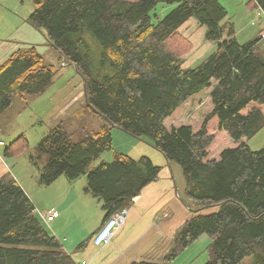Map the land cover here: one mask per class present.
I'll use <instances>...</instances> for the list:
<instances>
[{"label":"trees","instance_id":"trees-1","mask_svg":"<svg viewBox=\"0 0 264 264\" xmlns=\"http://www.w3.org/2000/svg\"><path fill=\"white\" fill-rule=\"evenodd\" d=\"M31 1L27 22L77 68L86 108L105 121L78 140L63 125L52 129L31 156L39 183L85 176L86 192L107 218L130 208L159 181L162 168L123 154L95 164L112 150L117 128L179 165L195 205L163 262L130 264H167L203 235L212 241L208 264H242L252 255L264 264V150L248 145L264 126L263 37L238 43L219 0ZM160 4L176 6L154 22L151 13ZM249 5L264 14V0ZM191 20L218 46L196 68L185 66L193 45L182 29ZM87 33L98 42V57ZM57 73L37 45L19 49L0 67V114L17 97L27 103L43 94ZM213 207L218 210L204 212ZM42 215L15 178L0 179V264H77Z\"/></svg>","mask_w":264,"mask_h":264},{"label":"rangeland","instance_id":"rangeland-1","mask_svg":"<svg viewBox=\"0 0 264 264\" xmlns=\"http://www.w3.org/2000/svg\"><path fill=\"white\" fill-rule=\"evenodd\" d=\"M250 1L219 0L228 12V19L234 25L236 40L240 44H247L259 37H263L262 42L264 41V14L258 9L254 10L251 8L249 5ZM175 6L167 4L157 6L151 13L153 21L158 22L163 20L174 10ZM33 11L34 5L31 0H0V39L10 40L13 43L22 45H28L27 42L29 41L27 40L37 42L39 45H43L44 39L47 42L43 31L26 24L27 19ZM26 30L31 31V33L33 31L34 33H32L29 39H26ZM182 34L190 41H193L192 50L194 52L186 58L188 63L192 61L191 68H196L203 61L218 52L217 44L206 39L205 27L193 22L182 30ZM87 35L91 39L96 54L98 52V42L90 33H87ZM60 58V52L53 47L45 56V64L55 67L58 73L54 84L40 95V100H35L27 105L21 97H17L14 104L0 114V129L2 131L0 132V138L7 144L5 149L9 148L10 150V154H6L3 151V159H5L8 168L1 160L0 167L7 172L6 177H15L16 172H18L23 182L24 190H26V193L33 201L39 214H46L54 208L59 214L63 215L62 210L65 207L63 204L69 198L67 204L71 208L67 214L73 215L70 220L74 222L77 215H80L83 211V204L79 198V194L82 195V200H86V198L92 196L86 192L87 185L69 188L70 182L66 178V182L59 180L51 185L40 184L38 181L40 172L32 162L31 156L36 154L38 144L49 134L50 130L59 125H63L68 132L74 134L75 140H78L87 133L92 135L100 131L105 121L101 116L86 108L85 81L83 76L74 65L65 63ZM116 131H119V129ZM120 135L122 136L117 137L113 142L112 150L105 153L95 164H98L100 161L113 162L117 154H123L135 159L147 157L156 166L161 168L169 166L167 171L172 172V175L169 176L168 181H171L172 184L169 186V189L164 191L166 194L162 197L163 207L160 210L163 217H158V219L168 223L169 213L172 214L173 211L171 199L174 195L181 204V218H185V221L187 218H190L194 214L191 210H195V205L186 197L187 183L181 167L175 163H172L171 167L164 155L152 147L146 140H137L123 131ZM248 145L253 151L264 150V126L248 140ZM42 164H44V159L41 160ZM160 180L161 177L156 183L160 184ZM162 190L159 189L157 191ZM167 193H170L172 196L167 195ZM93 199L84 208V210H92L91 217L96 215L100 210L103 212L102 203L95 197ZM97 203H101L98 210ZM217 210L218 208L213 207L204 210V212L208 214ZM104 213L106 212L104 211ZM57 225L58 230L56 232L51 227H48V225L46 228L64 244L71 237L74 227H69L67 222L63 223V221H58ZM179 230L180 228L177 232ZM175 235L174 233L172 239L165 238L160 240L161 242L146 256L149 259L148 261L163 262L164 257L173 247ZM211 242V239L207 235H203L174 261L167 264H208L210 261ZM256 263L257 258L255 255L247 257L242 262V264Z\"/></svg>","mask_w":264,"mask_h":264},{"label":"crops","instance_id":"crops-1","mask_svg":"<svg viewBox=\"0 0 264 264\" xmlns=\"http://www.w3.org/2000/svg\"><path fill=\"white\" fill-rule=\"evenodd\" d=\"M193 22L194 24H198L196 20H191L184 26V28L189 26ZM26 24H28V26H31L28 22H26ZM32 33L31 31L26 30V39H29V37L32 36ZM27 41H29L27 42L28 45H22L13 43L10 40L0 39V67L7 60H9V58H11L13 54H15V52H17L19 49L37 44V42H31L32 40ZM262 43L264 44V41ZM51 48L52 47L45 41V39L43 45L37 44V49L43 55L44 60L47 52H49ZM185 63L186 67H191L192 61L190 63L186 61ZM35 100H40V95L33 97L29 102L25 104L29 105L30 102H33ZM116 130L118 129H111V133L113 134V142L117 137L122 136L120 135L122 131ZM0 132H2L1 129ZM4 149L0 150V160L4 163L5 166H7L5 159H3V151L6 152V149ZM168 164L172 167V163L168 162ZM168 167L169 166H164L162 168L160 184L156 182L151 184L141 193L140 196L135 199L130 208L118 212L123 214L124 211H126V214H124L125 222L122 226L116 228L117 225H115L111 229V231H113L116 228L111 241L106 246H96L94 244V239L110 218H107L104 210L103 212L102 210H100L96 215L92 217V210H84L88 202H92L94 200L92 196L90 198H86V200H82V195L79 194V198L83 204V211L80 215H77V218L74 219V222L70 220L73 215L67 214V212L71 208V206L67 204V202L69 201L68 198L63 204L65 206L62 210L63 215H61L60 213L53 222L48 223L47 225L48 227H51V229H53V231L55 232L56 230H58V221H63V223L67 222L69 227H74L71 237L67 239L65 241L66 243L64 242V244L62 245L64 250L73 258V260L77 264H130L136 261H148L149 259L146 256H148L150 251L161 242L160 240H163L165 238L172 239L174 237V233L176 234L177 230L181 228L183 222L185 221V218H181V204L180 201L176 199L175 195L171 199L173 202V211L172 214L169 213V220H167L168 223H166L164 220L158 219V217H163L160 210L163 207L162 197H164V195L166 194L164 193V191L166 189H169V186L172 184L171 181H168L169 176L172 175V172L170 173L169 171H167ZM6 174L7 172L0 167V179L6 177ZM13 178H15L23 187V182L21 181V177L19 176L18 172H16V176ZM65 178L66 177H61L56 181L61 180V182H66L67 178ZM68 182H70V185H68L69 188H77V186L80 185L86 186L87 178L83 176L76 181L68 180ZM159 189L163 190L157 191ZM167 195L171 194L167 193ZM100 204L101 203H97V210L100 209ZM53 210L58 212L53 208L46 214L52 212ZM160 227L162 228V230ZM111 231L107 235H109Z\"/></svg>","mask_w":264,"mask_h":264},{"label":"built area","instance_id":"built-area-1","mask_svg":"<svg viewBox=\"0 0 264 264\" xmlns=\"http://www.w3.org/2000/svg\"><path fill=\"white\" fill-rule=\"evenodd\" d=\"M6 147H7L6 142L0 138V150L4 149ZM0 157H1V155H0ZM42 216H43V219L45 220L46 223H51L59 216V213L53 210L52 212H49L48 214H45ZM124 222H125L124 214L118 213V214L112 215L110 217V219L107 221L106 225L101 229V231L95 237L94 244L98 247L106 246L111 241V238L114 234L115 229L122 226L124 224ZM107 225H108L107 230L103 233V235H101L103 229ZM115 225H117V227L113 231H111V229ZM110 231H111V233L109 235H107Z\"/></svg>","mask_w":264,"mask_h":264},{"label":"water","instance_id":"water-1","mask_svg":"<svg viewBox=\"0 0 264 264\" xmlns=\"http://www.w3.org/2000/svg\"><path fill=\"white\" fill-rule=\"evenodd\" d=\"M123 214H126V211H124V213ZM107 228H108V225L103 229V231H102V233H101V235H103V233L107 230Z\"/></svg>","mask_w":264,"mask_h":264}]
</instances>
